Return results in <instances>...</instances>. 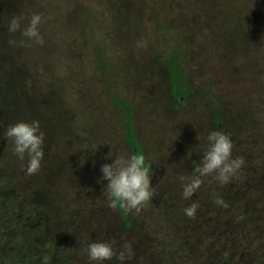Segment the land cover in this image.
Listing matches in <instances>:
<instances>
[{
  "label": "rangeland",
  "instance_id": "374dc122",
  "mask_svg": "<svg viewBox=\"0 0 264 264\" xmlns=\"http://www.w3.org/2000/svg\"><path fill=\"white\" fill-rule=\"evenodd\" d=\"M33 14L42 45L8 30ZM168 51L187 80L182 99L169 91ZM0 53L10 68L0 264H90L84 249L101 241L117 252L131 244L123 264H264V0H0ZM122 101L152 177L138 214L110 209L99 182L103 164L131 155ZM21 120L45 133L30 176L3 136ZM212 131L245 163L229 183L207 177L183 199L179 177L194 172ZM192 203L194 219L183 211Z\"/></svg>",
  "mask_w": 264,
  "mask_h": 264
},
{
  "label": "clouds",
  "instance_id": "9594fccd",
  "mask_svg": "<svg viewBox=\"0 0 264 264\" xmlns=\"http://www.w3.org/2000/svg\"><path fill=\"white\" fill-rule=\"evenodd\" d=\"M42 18L39 14H33L29 18L26 27H21L22 18L13 17L8 25L9 32L20 31L26 37L37 44H43L44 40L39 31ZM15 43V41H10ZM23 43V41H21ZM195 127V126H194ZM4 138L12 143L14 155L21 161V168L26 169V175L37 174L42 166L44 157L43 144L45 133L40 128L39 120L18 121L11 124L3 133ZM199 139V134L197 136ZM233 142L230 137L221 131H212L207 136V147L200 155L199 164L189 176L179 177L183 192L182 198L190 200L201 188L204 179L211 177L212 180L225 185L234 178L244 165L242 157H233ZM113 157L112 152L108 153ZM27 157V165L23 163ZM103 185L102 193L107 198V206L112 210H123L125 213L135 211L139 213L152 199V177L150 164L143 153L114 156V162L105 163L101 166ZM104 181H107L106 185ZM213 202L227 208L228 204L220 196H215ZM198 204L192 203L183 209L189 218H195ZM90 264L115 258L121 264L126 258H131L133 249L130 243H124L122 249L117 252L112 243L107 241L92 242L85 249Z\"/></svg>",
  "mask_w": 264,
  "mask_h": 264
},
{
  "label": "trees",
  "instance_id": "16d2710c",
  "mask_svg": "<svg viewBox=\"0 0 264 264\" xmlns=\"http://www.w3.org/2000/svg\"><path fill=\"white\" fill-rule=\"evenodd\" d=\"M3 56L6 57L5 55ZM8 58L9 59L7 60V62L10 61V65L13 68L11 64V58L9 56ZM3 69H9V72L8 73H6V71L4 72L1 69V65H0V126L1 128H2V124L5 123L6 114L8 111V109H6L5 111V103L7 99L6 95H7V90H8L7 89L8 82L10 79L9 78L10 68L3 67ZM166 74H167L168 87H169L170 94L176 99L184 98L187 90H184L183 88L187 87V80L183 73L181 62L179 60V56L177 55L175 51H168L166 53ZM13 87L17 89L16 85H14ZM14 97L15 96L11 97L12 101ZM15 101L16 100H14V102ZM121 105L124 111V118L122 120V128H123V136H124L126 145L129 151L131 152V154L136 153V152L143 153V150L140 147L138 138L136 136V133L134 131V128L131 122L132 109L128 106V104L125 101H122ZM126 225H128L127 222H126Z\"/></svg>",
  "mask_w": 264,
  "mask_h": 264
}]
</instances>
